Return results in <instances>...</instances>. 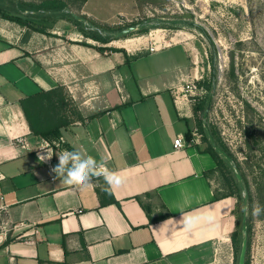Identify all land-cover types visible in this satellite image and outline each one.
Listing matches in <instances>:
<instances>
[{"label": "crops", "instance_id": "crops-1", "mask_svg": "<svg viewBox=\"0 0 264 264\" xmlns=\"http://www.w3.org/2000/svg\"><path fill=\"white\" fill-rule=\"evenodd\" d=\"M64 25L42 32L0 17V264H232L238 201L215 187L217 162L193 133L183 87L203 74L190 46L129 59L145 51H102ZM59 85L83 119L35 135L20 99ZM77 149L124 185L109 194L102 178L79 188L54 180L58 155ZM181 212L214 221L188 230Z\"/></svg>", "mask_w": 264, "mask_h": 264}, {"label": "rangeland", "instance_id": "rangeland-1", "mask_svg": "<svg viewBox=\"0 0 264 264\" xmlns=\"http://www.w3.org/2000/svg\"><path fill=\"white\" fill-rule=\"evenodd\" d=\"M23 1L39 0H0V4L14 12ZM65 11L85 16V25L92 23L102 29L110 38L105 50L129 47L133 52L145 51L129 59L147 55L152 46L156 50L173 43L190 46L203 74L200 79L213 80L211 89L198 96L212 97L204 128L219 133L250 182V198L242 191L243 197L237 199L238 221L243 224L241 207L247 196L249 264H264V215H251L253 203L264 205V0H72ZM68 22L51 17L45 26L67 31L64 24ZM134 25L138 27L135 31L115 36ZM193 133L201 136L198 124ZM213 183L219 193L240 192L219 171L213 175Z\"/></svg>", "mask_w": 264, "mask_h": 264}, {"label": "trees", "instance_id": "trees-1", "mask_svg": "<svg viewBox=\"0 0 264 264\" xmlns=\"http://www.w3.org/2000/svg\"><path fill=\"white\" fill-rule=\"evenodd\" d=\"M72 1V0H70ZM69 0H39V1H23L19 2L18 9L14 12L7 9L6 6L0 4V17L19 23L22 26H28L34 30L48 32L46 29V21L53 17L54 19L66 18L68 21L77 26L78 29L85 37L92 38L103 44L110 41L103 30L93 29L91 25H85L84 21L74 17L71 12H66L70 4ZM85 3L87 0H76ZM28 12V14H26ZM81 16V15H80ZM86 19L85 16H82ZM87 20V19H86ZM88 22V20H87ZM81 43L93 46V44L86 41ZM99 50H105L103 46H96ZM112 50H123L113 48ZM134 56H138L135 54ZM128 59V58H127ZM199 88L203 90H210L213 84V80L199 79L196 81ZM208 102L207 94L202 97H197L193 102L194 112L197 117V124L200 126L202 140L206 143L205 150L210 152L217 162L215 171H219L228 181V183L234 186L237 185L240 189L239 193H235L234 189L228 194L235 195L237 199L242 198L243 189L235 175L233 167L228 159L223 156L212 144L209 139L208 133L204 128L203 113L206 109ZM20 105L24 112V115L28 121L29 128L32 133L40 136H47L49 134L58 135L60 129L74 122L76 119L81 120L83 116L81 112L72 100L69 92L63 85L56 86L49 90H39L35 93L29 94L20 99ZM213 135L217 143L225 149L231 157L236 161L239 170L241 171L242 178L244 180L245 189L248 197L251 195L250 182L247 179V175L242 168V163L237 157L231 152L228 146L223 142L219 133L212 129ZM232 186V187H233ZM251 225L247 221V253L244 264H249V250L251 245L250 240ZM233 251H234V263L238 264L239 255L243 242V224L237 222L236 229L231 235Z\"/></svg>", "mask_w": 264, "mask_h": 264}, {"label": "clouds", "instance_id": "clouds-1", "mask_svg": "<svg viewBox=\"0 0 264 264\" xmlns=\"http://www.w3.org/2000/svg\"><path fill=\"white\" fill-rule=\"evenodd\" d=\"M52 155L47 151V154L40 155L39 159L42 162H47L51 160ZM50 171L54 173V180L59 179L60 183L76 188L89 185L94 178H102L106 185L104 190L109 194L121 188L125 183V177L119 171L109 168L106 160L103 158L97 160L92 155H88L78 149L64 150L60 153L58 155V163ZM241 211L248 215V206H242ZM181 213L182 224L188 230H191L202 219L209 223L214 221V216L211 214L193 215ZM251 215L254 217L264 215V205L259 202L253 203Z\"/></svg>", "mask_w": 264, "mask_h": 264}, {"label": "water", "instance_id": "water-1", "mask_svg": "<svg viewBox=\"0 0 264 264\" xmlns=\"http://www.w3.org/2000/svg\"><path fill=\"white\" fill-rule=\"evenodd\" d=\"M71 13L74 15L75 18L79 19V20H82L84 21L85 23H88L87 20L85 18H83L82 16L76 14L75 12H72ZM91 28L93 29H97L96 27L94 26H91ZM136 29H138L137 26H131V27H128V28H125L121 31H119L118 33L115 34V36H120V35H124V34H127V33H130L132 31H135ZM211 101H212V97L209 98L208 100V103H207V107H206V110L204 112V116H203V120H204V124L206 125V119H207V115H208V110H209V107H210V104H211ZM207 126V125H206ZM207 133H208V136H209V139L210 141L212 142L213 146L223 155L225 156L228 161L231 163V165L233 166L234 168V171L236 173V176H237V179L243 189V191L245 192L246 189H245V186H244V183H243V178H242V174L241 172L239 171L234 159L231 157V155L225 150L223 149L216 141L212 131L208 128L207 129ZM244 205H247V196H245V202H244ZM246 253H247V215H244V218H243V242H242V247H241V251H240V255H239V261H238V264H244L245 263V259H246Z\"/></svg>", "mask_w": 264, "mask_h": 264}, {"label": "built area", "instance_id": "built-area-1", "mask_svg": "<svg viewBox=\"0 0 264 264\" xmlns=\"http://www.w3.org/2000/svg\"><path fill=\"white\" fill-rule=\"evenodd\" d=\"M151 51L156 50L155 47L150 48ZM183 90L185 93L189 94L193 100H195L201 92H203V89L199 88L197 85L196 81H191L187 83L184 87ZM175 146L177 148L184 146L183 138L179 136L177 139H175Z\"/></svg>", "mask_w": 264, "mask_h": 264}]
</instances>
